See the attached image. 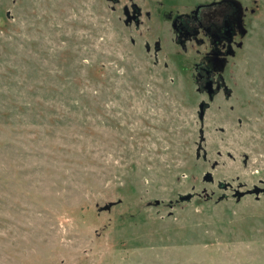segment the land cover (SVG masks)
<instances>
[{"label": "rangeland", "instance_id": "374dc122", "mask_svg": "<svg viewBox=\"0 0 264 264\" xmlns=\"http://www.w3.org/2000/svg\"><path fill=\"white\" fill-rule=\"evenodd\" d=\"M203 1L0 0V264H264V195L233 196L264 184V0L202 122L142 48L160 3Z\"/></svg>", "mask_w": 264, "mask_h": 264}, {"label": "flooded vegetation", "instance_id": "af4514ba", "mask_svg": "<svg viewBox=\"0 0 264 264\" xmlns=\"http://www.w3.org/2000/svg\"><path fill=\"white\" fill-rule=\"evenodd\" d=\"M160 6L156 14L159 36L148 38L147 28L142 44L147 60H152L153 66L162 64L165 70L193 77L200 95L208 100L211 91L213 100L206 103H212L218 96L228 103L233 94L229 82L242 67L249 32L247 21L257 12L251 13L254 8L245 5L244 0H205L181 9L165 3ZM132 12L133 9L129 11L130 16ZM142 17L152 20L149 12L141 11L139 26L132 22L136 29L143 26ZM260 185L264 188V184Z\"/></svg>", "mask_w": 264, "mask_h": 264}, {"label": "water", "instance_id": "95a60500", "mask_svg": "<svg viewBox=\"0 0 264 264\" xmlns=\"http://www.w3.org/2000/svg\"><path fill=\"white\" fill-rule=\"evenodd\" d=\"M253 3L255 4V8L251 11V13H256L259 11V5L257 3V1H253ZM131 9H133V12H132V16H130V13H129V8L128 7H125L124 8V16H125V20H124V25L125 26H129L132 24V22H134L135 26L138 27L139 26V21H138V18L141 14V9L139 7H137L135 4H133L131 6ZM244 34H245V31H244ZM208 88L210 89V86L208 85ZM208 96H209V102L213 100V96H212V93L211 91L209 90V93H208ZM210 104L209 103H206V102H202L199 104V111H198V119L200 122L203 121L204 119V116H205V111L209 108ZM221 131H223V129H221ZM201 151V148H198L197 149V152H198V155L197 157H199V152ZM203 159H206V155L204 154L203 155ZM247 160H248V157L245 156L244 157V161L243 163L246 164L247 163ZM206 181H211V176L210 174H207L206 178H205ZM263 183V182H261ZM264 195V188L262 187H258V186H254L251 190H248L247 192H239V191H236L235 194L233 195L234 198L236 199V202H240L241 198L244 197L245 195H254L256 197V199L258 200L260 195ZM192 198L191 195H185V196H180L179 197V201L180 202H188L190 201ZM113 206V203H109L103 207H99L98 211L99 212H103V211H110L111 207Z\"/></svg>", "mask_w": 264, "mask_h": 264}]
</instances>
